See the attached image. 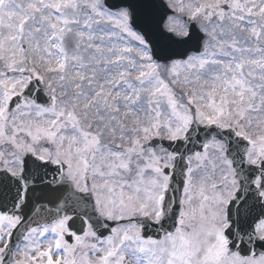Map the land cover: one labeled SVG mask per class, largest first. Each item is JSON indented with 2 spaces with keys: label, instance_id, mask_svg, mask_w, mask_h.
I'll list each match as a JSON object with an SVG mask.
<instances>
[{
  "label": "snow or ice",
  "instance_id": "obj_1",
  "mask_svg": "<svg viewBox=\"0 0 264 264\" xmlns=\"http://www.w3.org/2000/svg\"><path fill=\"white\" fill-rule=\"evenodd\" d=\"M0 264H264V0H0Z\"/></svg>",
  "mask_w": 264,
  "mask_h": 264
}]
</instances>
